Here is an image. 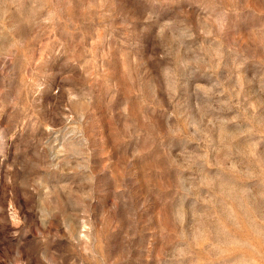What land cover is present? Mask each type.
<instances>
[{
    "label": "rangeland",
    "instance_id": "374dc122",
    "mask_svg": "<svg viewBox=\"0 0 264 264\" xmlns=\"http://www.w3.org/2000/svg\"><path fill=\"white\" fill-rule=\"evenodd\" d=\"M0 264H264V0H0Z\"/></svg>",
    "mask_w": 264,
    "mask_h": 264
}]
</instances>
